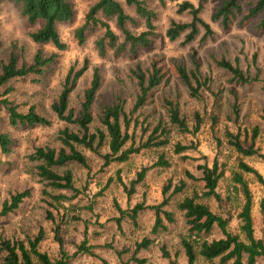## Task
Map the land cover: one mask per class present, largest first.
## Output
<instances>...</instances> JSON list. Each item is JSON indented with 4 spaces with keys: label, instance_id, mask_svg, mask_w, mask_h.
<instances>
[{
    "label": "rangeland",
    "instance_id": "1",
    "mask_svg": "<svg viewBox=\"0 0 264 264\" xmlns=\"http://www.w3.org/2000/svg\"><path fill=\"white\" fill-rule=\"evenodd\" d=\"M70 1L75 11L73 20L57 24L58 34L66 44L64 50H56L50 43L33 42L29 33L41 23L30 26L22 16L18 4L9 0L0 1V59H4L10 50L19 54V60L26 63L37 49L44 53H57L55 61L47 66L38 81L34 75H28L9 82L12 91L8 96L19 106L18 109L25 111L29 105H34L51 120V124L26 129L9 126L5 121L0 125V130L8 132L13 140L10 153H0L3 160L0 169V205L11 193L30 190V195L23 199L17 209L0 216V238L26 240L27 237L33 238L41 228L43 239L39 242V249L51 257L57 256V236L63 248L72 255L69 264H100L96 256L76 252L78 245L84 241L93 254L105 258L110 264H136L130 260L135 244L148 238L151 240L148 246L140 248L136 253L146 260V264H169L170 260H175L176 264H187L181 244L187 227L176 203L185 195L204 191L199 165L211 167L215 162L218 170L223 172L216 191L225 198V203L218 206L213 197L202 198V201L207 202L214 212L229 217L227 229L239 233L240 238L244 239V234L239 230L240 220L237 218L243 195L233 178L235 173L241 174L251 194L254 236L264 241V211L259 207L264 187L252 173L244 172L238 167V162L243 161L264 176V33L253 32L251 23L243 26L234 23L230 30H224L219 22L211 19V13L220 0H206L199 16L210 25L212 34L203 38L204 29L199 27L195 39L188 43L183 42L185 32L175 40H169L165 31L170 23L189 22L191 17L187 12L177 11L179 1L163 0L160 3L152 0L150 5L156 12L154 25L157 34L152 48L139 52L135 58L114 55L111 50H107L104 56H99L94 41L102 34V30L88 33L81 44L74 36V29L82 24L87 9L95 0ZM189 1L197 6L199 0ZM250 1L242 0L241 4L245 8ZM136 20L137 25L132 26V30L139 32L144 29V25L142 20ZM193 52L199 63L200 77L209 79L207 86L200 88L197 97L190 96L188 88L175 70L176 63L193 69L190 57ZM221 57L237 65L250 78L257 75V80L236 82L229 71L215 63ZM152 59H157L163 65L168 78L149 92L146 104L133 114L137 119V126L134 128L133 120L127 131L132 135L135 145L145 141L149 135L157 140L165 138L167 143L160 147L142 149L131 154L124 162H111L107 166H102L103 160L99 155L78 145L77 148L85 155L89 168L68 163L56 169L59 173L71 171L77 192L45 188L37 176L38 161L30 160L29 155L39 146L57 148L58 130L65 127L77 130L74 124L59 120L50 109L51 102L62 88L67 71L71 67L79 69L84 62L87 63V69L76 81L69 97L70 107L77 109L83 90L91 80L93 68L97 67L99 70L101 86L93 101L94 120L89 126L93 132L101 127L97 115L102 104L109 102L116 94L125 98V110L129 112L136 93L129 69L136 62L143 68L148 67ZM165 97L178 103L180 115L185 118L190 129L195 124L194 113H198L201 122L195 133L181 132L168 121L163 107ZM0 117L4 120L6 118L2 108ZM157 124H160L163 131L160 132L159 129L153 133ZM121 125L123 128L122 122ZM226 132L236 134L241 145L253 146L257 152L250 156L239 154L228 143ZM176 143L187 148L175 153ZM129 144L130 141L126 146ZM99 151L105 153L106 145ZM160 156L168 165L157 164ZM143 168L146 169L143 179L131 188L130 182L138 177ZM180 183H183L182 190L172 195L162 208L172 211L175 218L173 223L164 220L166 229L152 233L155 216L154 211L149 208L138 212L135 224L125 214L120 222L121 227L117 226L115 218L119 213L116 205L126 211L140 202L156 205L163 198L164 186L169 188L166 193L168 195ZM44 188L46 194L42 192ZM56 194H64L67 199L55 201L51 195ZM220 236L221 231L214 227L207 239ZM164 253L168 256H164ZM195 264L209 263L198 258ZM255 264H264V257H258Z\"/></svg>",
    "mask_w": 264,
    "mask_h": 264
},
{
    "label": "trees",
    "instance_id": "2",
    "mask_svg": "<svg viewBox=\"0 0 264 264\" xmlns=\"http://www.w3.org/2000/svg\"><path fill=\"white\" fill-rule=\"evenodd\" d=\"M1 1V0H0ZM20 6L22 16L26 22L33 26L36 23L41 25L29 33L31 40L37 44H52L56 50H64L66 44L61 40L57 24L71 22L75 11L70 0H9ZM152 0H95L87 9L82 24L74 29V36L81 44L84 42L88 33L97 29L102 30V34L95 39L94 45L99 56H104L107 50H111L114 55H126L135 58L141 51L150 50L153 40L157 34L155 32L154 20L156 12L150 5ZM160 3L163 0H156ZM179 1L177 11L187 12L191 19L189 22L172 21L165 31L169 40H175L181 33L185 32L184 43L195 39L199 32V27L204 29L203 38L212 34L210 25L200 18L199 12L206 0H199L197 6L189 0ZM242 0H220L217 7L211 13V19L219 22L220 26L228 31L234 23L243 26L251 23L252 31L256 34L264 33V0H251L245 8L241 4ZM133 14V15H132ZM143 21L144 29L137 32L132 30V26L137 25V20ZM57 57L56 52L44 53L37 49L28 63L19 60V54L10 50L4 59H0V109L5 111V120L0 117V125L3 121L12 127L22 129L36 126H47L51 120L40 113L34 105H29L25 111H20L18 105L9 99L12 87L9 82L12 79L34 75L38 81L46 71L48 65L52 64ZM191 60L193 69H187L182 64H175L177 76L188 88L190 96L197 97L201 87L207 86L208 78L202 79L199 75V63L196 54L193 52ZM215 63L226 69L232 74L236 82L246 83L257 80V75L250 78L237 65H233L225 57L215 60ZM87 69V63L79 69L71 67L64 78L62 88L56 99L50 104L51 111L59 120L71 123L76 126L75 131L68 127L58 130L57 139L59 146H39L29 155L30 160L38 161L36 165L37 176L44 184L45 188L58 190H72L77 192L73 184V176L70 170L59 173L56 169L64 167L68 163H77L85 168H89L85 155L78 150L80 145L85 149L99 155L102 166H107L111 162H124L131 154H136L142 149L150 147H160L167 143L165 138L157 140L152 136L138 145L134 144L132 135L127 131L131 122L134 120V128L137 126V119L133 114L140 110L147 102L149 92L159 86L168 77L163 65L157 60L152 59L148 67L143 68L138 62L129 69L130 76L135 82L136 93L132 108L129 112L125 110L126 100L121 94H116L109 102L103 103L97 119L101 127L90 131V124L94 117L92 105L96 92L101 86V75L97 67L93 68L92 77L89 85L83 90L82 98L77 109L70 107L69 97L74 89L76 81ZM163 107L166 111L168 121L177 126L181 132L195 133L200 125L201 119L197 112L194 113L195 124L190 129L185 118L181 117L178 103L163 98ZM123 123V128L121 125ZM163 129L157 124L152 130L153 133ZM145 130V129H143ZM256 134V128H254ZM228 143L241 155L250 156L257 151L253 146L244 147L239 142L238 136L231 132H226ZM130 144L126 146V143ZM13 140L8 132L0 130V153L8 154L11 151ZM106 145L107 151L100 153L99 149ZM187 147L176 143L174 152L180 153ZM3 160L0 158V169ZM159 165H168L162 156L157 161ZM240 170L252 173L256 180L264 187V176L255 168L243 161L238 162ZM202 170L201 179L204 181V191L194 192L192 195H185L176 203V208L182 213L187 233L182 237L187 264H195L198 258L207 261L209 264H255L258 257H264V241L254 236L253 221L251 215V194L246 181L241 174H234V182L240 186L243 195V202L237 218L240 220L239 230L244 234V239L240 238L239 233L231 232L227 229L229 217L214 212L209 204L202 201V198L213 197L218 206L225 203V198L216 191L218 180L223 172L218 170L214 162L211 167L199 165ZM145 168L139 173L138 177L130 182L133 188L135 183L144 177ZM119 182H122L118 179ZM123 184V183H122ZM125 187V185H123ZM44 188L43 194L47 191ZM183 188V183L177 185L167 195L168 186L162 189L163 198L156 205H145L144 202L135 204L129 211L116 205L119 216L115 218L117 226L121 224L123 215H127L135 224L139 211L149 208L154 211V223L152 233L159 229H166L164 220L168 223L175 221L172 211L162 209L167 205L172 195L178 193ZM30 195L29 189L11 193L0 205V216H4L19 207L24 198ZM55 201H64V194L51 195ZM260 210L264 211V194L259 201ZM121 227V226H120ZM214 227H217L222 236L208 240ZM43 239V231L40 228L37 234L26 240L0 238V264H69L72 255L68 254L63 248L62 242L56 236L58 242V255L51 257L47 252L39 249V242ZM151 242L144 238L135 244V249L130 260L136 264H146L144 258L136 256L140 248H146ZM76 252H84L96 256L100 264H110L105 258L93 254L90 246L85 241L80 243ZM164 256H168L164 253ZM218 258L216 262L215 259ZM121 264H126L121 262ZM169 264H176L175 260H170Z\"/></svg>",
    "mask_w": 264,
    "mask_h": 264
},
{
    "label": "crops",
    "instance_id": "3",
    "mask_svg": "<svg viewBox=\"0 0 264 264\" xmlns=\"http://www.w3.org/2000/svg\"><path fill=\"white\" fill-rule=\"evenodd\" d=\"M145 205H147V204H145ZM152 228V227H151ZM137 256V255H136ZM138 257V256H137Z\"/></svg>",
    "mask_w": 264,
    "mask_h": 264
}]
</instances>
